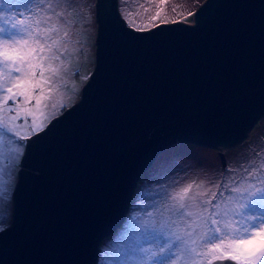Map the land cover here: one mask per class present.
<instances>
[{
  "label": "water",
  "instance_id": "water-1",
  "mask_svg": "<svg viewBox=\"0 0 264 264\" xmlns=\"http://www.w3.org/2000/svg\"><path fill=\"white\" fill-rule=\"evenodd\" d=\"M94 8L93 69L25 143L0 264H95L164 148L213 147L225 164L223 150L264 117V0H203L190 20L144 32L117 0Z\"/></svg>",
  "mask_w": 264,
  "mask_h": 264
},
{
  "label": "snow or ice",
  "instance_id": "snow-or-ice-1",
  "mask_svg": "<svg viewBox=\"0 0 264 264\" xmlns=\"http://www.w3.org/2000/svg\"><path fill=\"white\" fill-rule=\"evenodd\" d=\"M28 2L24 11L0 13V218L9 214L25 143L75 103L83 49L74 38L78 21L91 23V0L87 17L77 16L79 0ZM169 4L117 0L120 18L140 32L195 15L172 4L170 20ZM250 148L227 169L230 181L192 180L165 191L141 224L131 264H264V158Z\"/></svg>",
  "mask_w": 264,
  "mask_h": 264
},
{
  "label": "rangeland",
  "instance_id": "rangeland-1",
  "mask_svg": "<svg viewBox=\"0 0 264 264\" xmlns=\"http://www.w3.org/2000/svg\"><path fill=\"white\" fill-rule=\"evenodd\" d=\"M203 0H170L167 15L169 19H175L176 15L171 11L172 4L181 6L182 12H193ZM88 0H79V12L85 17L88 15ZM91 23L78 21L82 24L78 35L74 39L80 40L83 52L78 56L81 67L77 69L80 77L91 72L94 66V39L96 34L95 0H91ZM11 9L24 11L31 7L28 0H4L0 4V13L8 14ZM155 9L153 8V12ZM188 16L186 20H190ZM76 77L79 91L75 97L78 99L84 80ZM264 117L259 119L249 130L247 137L239 145L223 150L225 164H223L219 151L216 148L199 145L191 142H177L164 148L154 159L153 163L141 174L137 188L132 195L131 202L122 224L111 235L101 241L99 254L95 264H131L130 254L143 243V220L148 219L147 213L153 211L165 191L183 186L192 180H208L213 182H228L235 178L227 169L235 170L246 156L251 152L250 146L260 151L264 158ZM24 151V149H23ZM239 173L236 172V176ZM18 180L16 175L15 184ZM13 205L9 214L0 218V229L10 225L12 221Z\"/></svg>",
  "mask_w": 264,
  "mask_h": 264
},
{
  "label": "bare ground",
  "instance_id": "bare-ground-1",
  "mask_svg": "<svg viewBox=\"0 0 264 264\" xmlns=\"http://www.w3.org/2000/svg\"><path fill=\"white\" fill-rule=\"evenodd\" d=\"M24 152V151H23Z\"/></svg>",
  "mask_w": 264,
  "mask_h": 264
},
{
  "label": "flooded vegetation",
  "instance_id": "flooded-vegetation-1",
  "mask_svg": "<svg viewBox=\"0 0 264 264\" xmlns=\"http://www.w3.org/2000/svg\"><path fill=\"white\" fill-rule=\"evenodd\" d=\"M137 188V187H136Z\"/></svg>",
  "mask_w": 264,
  "mask_h": 264
}]
</instances>
